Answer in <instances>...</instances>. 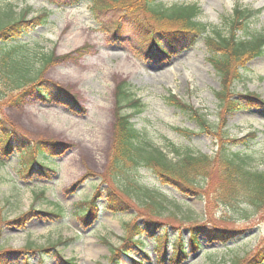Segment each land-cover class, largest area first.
I'll use <instances>...</instances> for the list:
<instances>
[{
	"label": "rangeland",
	"instance_id": "rangeland-1",
	"mask_svg": "<svg viewBox=\"0 0 264 264\" xmlns=\"http://www.w3.org/2000/svg\"><path fill=\"white\" fill-rule=\"evenodd\" d=\"M158 1L166 5L195 3L200 8L198 21L223 35L228 33L235 10H249L253 16L248 20V29L253 34H264V0ZM9 8L15 17L25 11H28L26 18L48 13L45 25L36 27L24 41L30 42L28 47L34 53L51 54L52 61L42 68L39 78L46 98H41L30 87L17 91L10 84L0 86V118L16 129L23 140V144L17 143L18 147L38 141H53L60 146L56 147L58 155L52 156L55 166L50 178L43 177L44 171L37 166L20 174L28 159L17 153L10 157L0 154V249L21 252L28 243L37 248L55 244L54 253L32 254L24 262L23 255H19L17 260H4V264H39L41 258L42 264H63L64 260H72L73 264H172L169 257L176 236L185 244L188 255L180 264L244 263L264 246L263 213H256L245 205L219 207L215 205L218 204L216 197L207 210L206 202L200 197L178 193L160 183L146 169H139L135 176L143 186L160 193L165 205L161 216L141 210V199L135 196L129 197L132 207L122 214L107 210L104 200H99L98 220L89 226L76 216L78 204L88 199L96 187L106 189L121 185V180L108 181L106 173L117 84H125L144 104V110L132 117V123L136 129L146 132L154 147L167 153L171 163L178 157L167 150L168 146L178 149L179 155L186 151L211 155L216 146L215 134L200 133L195 120L167 103L169 95L198 110L219 137L226 135L238 140L254 133L255 138L247 147L237 145L231 150L247 151L253 168L264 171V106L246 103L242 109L223 117L225 122L220 125L216 95L224 84L208 62V51L202 39L198 38L192 46L185 44L169 60H143L145 47L128 27L131 17L127 13H105L95 19L88 1L58 7L46 0H0V16ZM117 20L121 21L120 37H124L120 41H114V30L110 28ZM243 34L235 35L243 38ZM39 67L37 63L35 68ZM34 73L36 70L31 75ZM241 73V79L229 86L230 93H252L264 102V51L246 61ZM177 128L193 135L184 136ZM40 192L43 195L37 198ZM46 212L60 217H48ZM22 214L28 215L22 225L9 224ZM149 218L158 224L155 240L143 234L144 220ZM206 220L218 227L242 232L226 244L200 237L201 249L192 252L187 245L188 228ZM193 222L195 224L191 225ZM132 224L136 232L143 234L142 245L127 244L123 248L129 235L136 240L135 232L130 231ZM164 233L167 240L165 257L161 260L155 242ZM115 247L121 249L119 257L117 253L115 257L109 254Z\"/></svg>",
	"mask_w": 264,
	"mask_h": 264
},
{
	"label": "trees",
	"instance_id": "trees-1",
	"mask_svg": "<svg viewBox=\"0 0 264 264\" xmlns=\"http://www.w3.org/2000/svg\"><path fill=\"white\" fill-rule=\"evenodd\" d=\"M46 1L58 7H71L83 1H88L90 12L95 19L105 13L116 11L122 15L127 13L128 17H131L128 21V27L140 37V43L145 47L143 49L145 51L144 55H142L143 60L146 58L157 60V62L169 60L173 54L180 52L185 44L192 46L198 38L202 39L208 51V62L224 84L221 92L216 95L219 101L220 125L225 122L223 117L234 113L235 110L242 109L246 103L256 102L264 106V102L252 93L234 95L229 91V86L241 79V71L244 69L246 61L262 55L264 51V34H253L248 29V20L253 16V12L249 10H235L229 24L228 33L223 35L198 21L200 8L195 3L166 5L158 0ZM27 13L28 11L19 12L15 17L12 9L9 8L0 16V86L10 84L17 91L30 87L31 90L35 89L41 98H46L47 95L42 94L43 86H41L42 81L39 78L42 74V68L51 63L52 56L51 54L45 56L38 52L34 53V50L28 47L30 42L24 41V37L31 31L33 32L36 27L45 25L48 13L43 12L26 18ZM110 28L112 31L114 30L112 32L115 38L114 41L123 40L124 37H120L121 21L112 22ZM237 32H244L243 35L245 36L238 38L235 35ZM136 45L139 47V43ZM37 63L40 64L38 69L35 68ZM35 70L36 73L31 75V72H35ZM16 81L22 83L21 86H14L13 83ZM232 95L237 99L233 100L234 96L232 97ZM49 96L52 95L49 94ZM166 101L176 110L195 120L200 133L215 134L216 150L214 153L211 155H194L186 151L179 155L178 149L168 146L167 150L178 157V160L174 163L168 161L167 153L154 147L147 138L146 132L136 129L132 123V117L142 113L144 104L130 93L125 84H117L114 92L115 110L111 135L112 146L106 173L108 181L121 180V185H111L106 189H102L103 186L96 187L88 199L78 204L77 218L85 220L84 224L86 226L94 224L98 220V203L102 199L107 210L117 214L125 213L132 207L129 203V197L131 199V196L141 199L139 201L142 204L141 210L149 214L151 212L150 215L154 214L152 216H161L163 206H165L164 200L159 195L160 193L158 194L153 189L146 188L136 179L135 174L139 169L152 172L160 183L175 189L178 193L189 196L197 195L206 202L207 210L212 205L211 202L214 201V197H216L218 204L215 205L219 207L234 208L245 205L251 207L256 213L264 214V171L253 168L250 163L251 156L247 151L232 152L231 150L233 146L237 145L247 147L249 142L254 140L255 134H247L238 140L229 139L226 135H224L225 137H219L217 130L211 129L208 121L202 114H199L198 110L193 109L173 95H169ZM176 130L184 136L193 135L188 130L178 128ZM17 143L23 144V140L16 133V129L0 118V154L10 157L13 153H17L22 158L26 157L28 159V162H25L27 166L23 165L24 172L21 171L20 174H25V170H33L37 166L44 171L43 177L50 178L55 166L52 156L53 154L58 155L59 149L56 151V147L59 143L38 141L34 145H22L23 147H18ZM42 195L43 192H40L37 198ZM132 200L135 201L133 198ZM26 214L11 220L9 224L22 225L23 220H26L28 216ZM45 215L60 217L59 214L50 212H46ZM150 218L144 220L146 226L145 230L143 229V234H147L153 239L158 224ZM3 222H6V220H3ZM222 222L223 224L226 223V221ZM193 224L195 222L191 225ZM130 231L135 232L136 240L134 241V238L129 237L131 236L129 235L126 241L124 240L126 245L124 244L123 248L127 244L142 245L140 240L143 234H140V231H135L134 224L131 225ZM188 232L187 245L194 252L201 249V238L208 241L218 240L226 244L235 239L242 231L228 229L224 226L218 227L212 221L206 220L204 223L189 227ZM166 240L167 235L164 233L163 236H158L155 242L157 248L155 249L159 252L161 260L165 257ZM174 240L176 242L174 243L172 256L169 257V262L180 264L188 259L187 249L179 236H176ZM54 245L37 248L33 247L32 243H28L24 251L21 252L0 249V264H4L6 259L13 258L17 260L19 255H23L22 261L24 262L32 254L38 253L42 256L51 251L54 253ZM111 251L110 256L113 257H115L114 253H117V257L121 253V249L118 247ZM56 255H59V253L57 252ZM111 260L114 261V259ZM42 262L43 258L39 259V264H42ZM61 262L63 264H73L72 260ZM241 264H264V246Z\"/></svg>",
	"mask_w": 264,
	"mask_h": 264
}]
</instances>
